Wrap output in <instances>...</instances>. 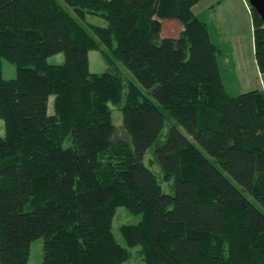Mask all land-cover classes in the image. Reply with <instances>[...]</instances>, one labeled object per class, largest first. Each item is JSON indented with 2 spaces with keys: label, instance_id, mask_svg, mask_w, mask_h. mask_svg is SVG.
Wrapping results in <instances>:
<instances>
[{
  "label": "trees",
  "instance_id": "obj_1",
  "mask_svg": "<svg viewBox=\"0 0 264 264\" xmlns=\"http://www.w3.org/2000/svg\"><path fill=\"white\" fill-rule=\"evenodd\" d=\"M197 1L0 0V58L16 72L0 61V264H26L40 237L41 264H123L132 246L133 264H264V212L246 196L264 209V88L227 94ZM168 18L177 37L161 36ZM89 49L112 70L89 71ZM119 204L140 216L119 227L127 247L110 228Z\"/></svg>",
  "mask_w": 264,
  "mask_h": 264
},
{
  "label": "rangeland",
  "instance_id": "obj_2",
  "mask_svg": "<svg viewBox=\"0 0 264 264\" xmlns=\"http://www.w3.org/2000/svg\"><path fill=\"white\" fill-rule=\"evenodd\" d=\"M221 7L220 9L216 6L214 8H208L205 3V0H202L197 6L196 14L198 18L204 20L207 24V28L210 30V38L213 42L217 41L218 43H225L226 47L228 48L229 54H233L232 46V39L229 41L228 37L231 36V33L237 32V34H244L243 39H239L238 47L240 43L241 46V53L239 57V61L243 60L246 62L247 69H250V61L252 60L251 56V16L250 10L248 7V1L243 0L242 3H239V0H220ZM203 7H207L206 10ZM201 11V13H200ZM92 22L96 25H105V20L92 13H88L83 20V22ZM161 36L164 37L165 34L161 32ZM244 40V42H242ZM88 57V69L92 72L101 73L105 70H112L111 67L107 64L104 57L102 56L99 49H89L87 53ZM47 62L51 64L55 63H62L64 61L63 53L57 52L53 55H49L46 57ZM230 62H227L225 58V54L218 53L216 61L218 63V69L221 72V79L223 85L225 86V90L229 95H236L240 92L252 90L256 88V86L261 87L259 84V80L262 79L261 75H259L255 69H251L247 73L241 72L240 75L233 71V59H228ZM1 61V72L2 77L4 79L13 78L16 75L15 66L11 61H7L4 58H0ZM234 62V61H233ZM118 64V62H117ZM242 65V64H241ZM120 67V66H119ZM120 73L123 79L126 77L132 79L134 82L137 81L132 77V74L125 68L120 67ZM52 99L53 96L50 95L47 100L48 111L52 112ZM111 108L112 114V121L114 125H118L121 122L122 113H120V109L113 105L112 103L109 104ZM167 126L163 127L162 129V137L164 132L166 131ZM182 130V129H181ZM4 134L3 130V119L0 118V137ZM161 137V139H162ZM71 143V138L69 135L64 138L63 146H69ZM151 154V149H148L143 158L145 162L148 161V156ZM164 188V186H163ZM249 200H251L256 207H258L261 211L264 212V209L260 205L258 201L253 199L249 194L246 195ZM140 219V216L137 214L130 213L125 205L119 204L116 207L114 214L112 215L111 226L113 235L115 240L119 243L127 247L125 240H123L121 233H120V225L121 224H131L136 223ZM29 246V257L26 264H41L42 263V238L33 239ZM128 251L130 252V256L128 259L124 260L123 264H133V263H140L141 256L138 253L139 246H132L127 247Z\"/></svg>",
  "mask_w": 264,
  "mask_h": 264
},
{
  "label": "crops",
  "instance_id": "obj_3",
  "mask_svg": "<svg viewBox=\"0 0 264 264\" xmlns=\"http://www.w3.org/2000/svg\"><path fill=\"white\" fill-rule=\"evenodd\" d=\"M201 1L202 0H198L194 5H192V10L197 17H198V15L196 14V9L198 7L197 5ZM239 1H240L239 3H242L241 1H243V0H239ZM205 3L207 4L206 6L208 8H214L216 6L217 8L220 9V7L222 6L220 0H205ZM207 7H203V9L206 10ZM200 13H201V11H200ZM181 27H182L181 22H179L177 19L168 18V19L162 20L160 31L165 34V36H164L165 38H169V37L174 38V37H177V35L179 34ZM209 34H210V30H209ZM231 34L232 35L229 36L228 39H229V41L232 39V43L234 44L232 46L233 54L232 53L229 54L228 48L226 47L225 43H218L217 41H215L214 43H216L219 46V54L220 53L225 54V58H226L227 62H230L228 59H231V58L233 59L234 62L232 61V63H233L232 69H233L234 73L237 72L240 75L241 72L247 73L248 71H251V69H255L256 72L259 75H261V78H262L259 80V84L261 85V87L256 86V88L263 89L264 84L262 83V81L264 79V73L261 74L257 68V63H256L255 57H254L252 33L250 36L251 43H252V46H251L252 60L250 61V69H247L246 62H244L243 60L239 61V57H240V53H241L240 49H241L242 43H240L239 47L237 46L239 43L238 38L243 39L244 34H237V32L231 33ZM242 42H244V40H242ZM219 74H220V78H221V72L220 71H219ZM221 82H222V79H221ZM222 85H223V82H222ZM224 88H225V86H224Z\"/></svg>",
  "mask_w": 264,
  "mask_h": 264
},
{
  "label": "water",
  "instance_id": "obj_4",
  "mask_svg": "<svg viewBox=\"0 0 264 264\" xmlns=\"http://www.w3.org/2000/svg\"><path fill=\"white\" fill-rule=\"evenodd\" d=\"M264 23V0H247Z\"/></svg>",
  "mask_w": 264,
  "mask_h": 264
}]
</instances>
